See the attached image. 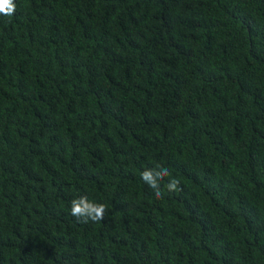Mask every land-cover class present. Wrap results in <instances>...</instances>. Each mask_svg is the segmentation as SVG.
I'll use <instances>...</instances> for the list:
<instances>
[{"label":"trees","instance_id":"trees-1","mask_svg":"<svg viewBox=\"0 0 264 264\" xmlns=\"http://www.w3.org/2000/svg\"><path fill=\"white\" fill-rule=\"evenodd\" d=\"M0 264H264V0H0Z\"/></svg>","mask_w":264,"mask_h":264}]
</instances>
